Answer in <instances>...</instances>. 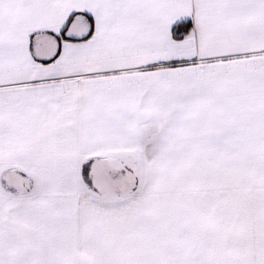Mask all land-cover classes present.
I'll return each mask as SVG.
<instances>
[{"label": "snow or ice", "instance_id": "snow-or-ice-1", "mask_svg": "<svg viewBox=\"0 0 264 264\" xmlns=\"http://www.w3.org/2000/svg\"><path fill=\"white\" fill-rule=\"evenodd\" d=\"M0 264H264V0H0Z\"/></svg>", "mask_w": 264, "mask_h": 264}]
</instances>
